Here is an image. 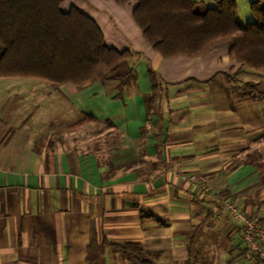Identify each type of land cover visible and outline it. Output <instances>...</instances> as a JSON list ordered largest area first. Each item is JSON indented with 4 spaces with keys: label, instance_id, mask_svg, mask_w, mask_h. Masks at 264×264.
Segmentation results:
<instances>
[{
    "label": "crops",
    "instance_id": "obj_1",
    "mask_svg": "<svg viewBox=\"0 0 264 264\" xmlns=\"http://www.w3.org/2000/svg\"><path fill=\"white\" fill-rule=\"evenodd\" d=\"M89 1L124 21L129 44H109L100 27L107 44L132 53L119 74L136 78L123 87L59 86L81 118L34 123L24 136L23 126L4 120V106L0 264H133L111 246L126 243L141 244L156 264H217L227 254L215 246L237 234L245 243L222 201L264 221V98L248 95L264 93V73L231 57L227 45L165 58L132 18L135 0L124 4L127 19L111 0ZM76 2L98 24L106 20Z\"/></svg>",
    "mask_w": 264,
    "mask_h": 264
},
{
    "label": "trees",
    "instance_id": "obj_2",
    "mask_svg": "<svg viewBox=\"0 0 264 264\" xmlns=\"http://www.w3.org/2000/svg\"><path fill=\"white\" fill-rule=\"evenodd\" d=\"M115 1L125 4L132 0ZM135 1L133 18L163 57L201 56L227 45L231 57L264 73L261 0L251 2L253 21L247 24L238 20L236 0H213L212 6L196 0ZM63 2L0 0V77L36 78L57 87L67 83L86 86L97 81H119L123 87L134 80L133 71L119 74L121 62L131 51L107 44L92 16L75 5L64 11ZM248 95L264 98V93L255 91ZM111 246L133 264H156L153 253L141 244Z\"/></svg>",
    "mask_w": 264,
    "mask_h": 264
},
{
    "label": "rangeland",
    "instance_id": "obj_3",
    "mask_svg": "<svg viewBox=\"0 0 264 264\" xmlns=\"http://www.w3.org/2000/svg\"><path fill=\"white\" fill-rule=\"evenodd\" d=\"M75 1L76 0H64L62 9L64 11H69L71 6L75 4H77V6H81L83 9L86 8L83 3H75ZM111 1L116 3V5L123 7L125 16L123 18L127 19V14L129 18V13H127L126 8L127 6H124V4H120L114 0ZM196 1H203L207 5L211 6L215 4L213 0ZM236 1L238 20L240 23L247 24L248 22H252L253 17L251 13V2L253 0ZM86 2L93 8L92 12L101 11L105 15L106 20L99 24L103 28L109 44L112 42H120L119 37L129 44L128 39L132 38V35L126 32L127 29L124 21L118 19L116 11H114L115 9L113 10L110 7L105 5L103 6L94 1L92 3V1L90 2L89 0H86ZM260 3L264 7V0H261ZM130 17H132V13H130ZM117 48L119 49L120 47ZM123 69L124 66H120L119 71ZM74 102L75 100H70L67 96H65L59 87L54 86L51 82L45 80L22 77L0 78V112L4 110V106L7 107L8 113L4 120H13L16 121V125L23 126L20 130L18 129V132L20 131L23 136L29 131L26 129V126H31V124L33 125L34 123L38 126L40 125L44 127L47 124L51 125V123L60 125V123L63 122L74 123L79 120L81 118V114ZM41 130L43 131L44 129L41 128ZM77 130V128L75 129L72 126L66 128L67 134L72 136L75 135ZM219 245L217 247L215 246L213 252L215 253L216 250V253L221 256H224L225 254L227 255L226 257L224 256L220 262H217V264H232L230 258L234 255L235 259L233 264H248L245 254H239V248L243 249V251L247 248V254H249V251L246 243L242 242L238 234L236 238H233V240L226 241L222 249Z\"/></svg>",
    "mask_w": 264,
    "mask_h": 264
},
{
    "label": "built area",
    "instance_id": "obj_4",
    "mask_svg": "<svg viewBox=\"0 0 264 264\" xmlns=\"http://www.w3.org/2000/svg\"><path fill=\"white\" fill-rule=\"evenodd\" d=\"M195 184V177L190 178ZM205 193L208 188L204 186ZM220 199L219 195H214ZM223 202V209L230 214L234 223L240 229L244 241L248 247L249 264H264V221L263 216L259 213L249 214L242 210L235 202L227 200Z\"/></svg>",
    "mask_w": 264,
    "mask_h": 264
}]
</instances>
